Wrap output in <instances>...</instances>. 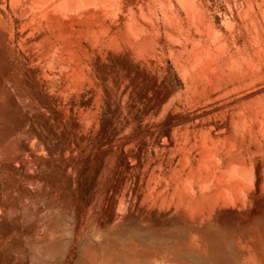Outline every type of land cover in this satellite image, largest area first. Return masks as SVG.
<instances>
[{"label":"rangeland","instance_id":"374dc122","mask_svg":"<svg viewBox=\"0 0 264 264\" xmlns=\"http://www.w3.org/2000/svg\"><path fill=\"white\" fill-rule=\"evenodd\" d=\"M29 3L0 0V264L125 260L109 214L120 229L164 203L163 232L206 145L217 175L241 159L251 175L220 210L264 207V0H120L110 16L34 21ZM230 256L264 264V244Z\"/></svg>","mask_w":264,"mask_h":264},{"label":"bare ground","instance_id":"6f19581e","mask_svg":"<svg viewBox=\"0 0 264 264\" xmlns=\"http://www.w3.org/2000/svg\"><path fill=\"white\" fill-rule=\"evenodd\" d=\"M29 4L28 9L31 11L28 12H31L33 21L37 16L46 13L48 9H52L56 15L64 18L69 14H79L81 10L93 6L100 8V12H104L108 16L120 8V0H30ZM131 19L129 29L137 34L141 31L137 17L132 14ZM49 62L51 63L48 64L53 68L59 64L58 62L56 64V61L50 60ZM210 157H214L213 145H206L199 155L197 166H190L187 177L174 182L171 202L175 206V213H173L175 216L167 218L168 221L164 224L168 227L167 229L164 227L163 232L157 231L160 229L158 227L162 225L161 220L167 217L166 211L163 215L161 213L164 203L159 206L140 205L137 213H131L127 223L124 221L127 225L123 224L122 227H127L124 229L121 227V230L118 228L117 233L118 229L116 228L119 225L117 227L115 225L120 217L118 212H112L109 214V224H111L112 230L116 231L114 230V233L110 230L111 234L105 235L109 239L105 236L102 237L103 234L100 235L103 239L98 243L101 244L104 237L105 241L111 242L112 239V243L114 240L122 245L125 243L128 251L125 260H119L124 258L118 253L115 255H118L116 260L108 258L110 255L103 253L102 255L105 257L101 255V257H95L94 255L93 258H90L91 260L89 259V264H245L244 262L240 263L239 258L230 256V253L235 251V247L243 250L249 241H258L259 239L264 244V207H258L259 209L255 211L252 210L253 207L251 209L254 211L253 214L251 213L252 215L248 218H243L242 221L237 219L238 212L236 215V210L234 213L221 211L220 207L229 206L230 197L238 192L243 182L249 181L251 175L244 166L243 159L232 163V174L217 175L210 167ZM256 183L258 185L262 183L259 174H256ZM209 185H213V187ZM221 198H224L222 203H220ZM256 205L260 206L261 204L256 203ZM243 211L245 212V210L240 212ZM196 216H200L203 219L202 222H197ZM106 221L108 220L106 219ZM104 227L109 228L106 225ZM105 228L103 229L105 230ZM104 230L103 232L99 230V234L109 232V230ZM165 230L166 232H164ZM96 235L98 236V234ZM104 244L101 245L104 246ZM107 246L105 244V247ZM110 248L103 249L109 251ZM106 255L108 256L106 257Z\"/></svg>","mask_w":264,"mask_h":264}]
</instances>
